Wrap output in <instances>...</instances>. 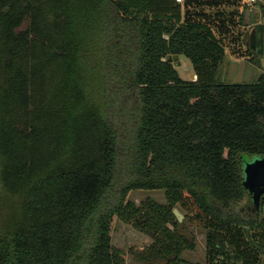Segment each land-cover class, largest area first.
Returning a JSON list of instances; mask_svg holds the SVG:
<instances>
[{
  "label": "trees",
  "instance_id": "1",
  "mask_svg": "<svg viewBox=\"0 0 264 264\" xmlns=\"http://www.w3.org/2000/svg\"><path fill=\"white\" fill-rule=\"evenodd\" d=\"M195 4L0 0V264H127L116 220L149 238L137 262L185 264L197 240L175 209L208 264L260 263L242 166L264 157V73L219 81L225 48Z\"/></svg>",
  "mask_w": 264,
  "mask_h": 264
},
{
  "label": "rangeland",
  "instance_id": "2",
  "mask_svg": "<svg viewBox=\"0 0 264 264\" xmlns=\"http://www.w3.org/2000/svg\"><path fill=\"white\" fill-rule=\"evenodd\" d=\"M198 2L199 4H195V6L189 9L190 12L195 16L199 14L213 18L207 21L212 27H214L215 24L220 25V20L215 17L216 15L223 14V17L226 19V29L229 34L226 32V29H222V32L218 33L223 41L226 54L219 67L218 80L229 84L256 81L260 75L264 73V53L262 55L256 53L249 45L250 33L256 26L241 30L237 27L239 23V19L236 18L238 6L229 5V2H233V0H198ZM185 3L186 1L183 5H185ZM246 21L253 25L257 23L258 19L252 15ZM246 21L243 18L241 24L244 25ZM204 22H206V20H204ZM173 64L183 80L194 81L196 79L193 65L185 56H180L178 61H174ZM146 198H152L160 204L167 203L165 194L162 191H136L131 192L129 195V199L137 204ZM183 223H185L189 231L195 235L197 240L196 250L193 252H186L183 255L186 262L185 264H208L205 234L196 226L189 224L187 218L184 219ZM257 232V230L251 232L252 235L255 236L252 240L258 238L256 236ZM112 242L114 246L126 253L127 264H144L137 262L130 251L132 248L141 250L148 246L150 244L148 237L120 220H116L113 223ZM246 247H248V245L244 244V247L240 245L238 248ZM246 249L248 250V248ZM260 260L259 264H264L263 256H261Z\"/></svg>",
  "mask_w": 264,
  "mask_h": 264
},
{
  "label": "water",
  "instance_id": "3",
  "mask_svg": "<svg viewBox=\"0 0 264 264\" xmlns=\"http://www.w3.org/2000/svg\"><path fill=\"white\" fill-rule=\"evenodd\" d=\"M250 41L252 50L256 44L258 45V53H264V26H256L250 33ZM179 57L175 56L174 61H178ZM243 187L251 197L256 208L264 202V157L255 156L243 162ZM174 215L179 223H183L185 216L177 209Z\"/></svg>",
  "mask_w": 264,
  "mask_h": 264
},
{
  "label": "built area",
  "instance_id": "4",
  "mask_svg": "<svg viewBox=\"0 0 264 264\" xmlns=\"http://www.w3.org/2000/svg\"><path fill=\"white\" fill-rule=\"evenodd\" d=\"M184 4L185 0H176ZM242 4L249 13L257 17L258 26H264V0H242Z\"/></svg>",
  "mask_w": 264,
  "mask_h": 264
},
{
  "label": "crops",
  "instance_id": "5",
  "mask_svg": "<svg viewBox=\"0 0 264 264\" xmlns=\"http://www.w3.org/2000/svg\"><path fill=\"white\" fill-rule=\"evenodd\" d=\"M185 1H186V0H185ZM233 1H235V4H234V5H235V6H238V11H237V13H236V18L239 19V23L237 24V27L241 30V29H244V28H252V26H253V27L258 26V23H255V24L251 25L250 23H248V22L246 21L247 19H249L250 16H252V14L249 13L248 10H246V9L244 8V6H243V4H242V0H233ZM241 16H243V18H244L245 21H246V22L244 23V25L241 24V21H240ZM224 19H225V18H224ZM225 20H226V19H225ZM213 30H214L216 36L220 39L221 43L223 44V41H222V39H221V37H220V34H218L219 32H222V29H217V28L213 27ZM224 30H225V28H224ZM228 34H229V32H228ZM223 46H224V45H223Z\"/></svg>",
  "mask_w": 264,
  "mask_h": 264
},
{
  "label": "flooded vegetation",
  "instance_id": "6",
  "mask_svg": "<svg viewBox=\"0 0 264 264\" xmlns=\"http://www.w3.org/2000/svg\"><path fill=\"white\" fill-rule=\"evenodd\" d=\"M249 45H250V47H251V49H252V45H251V41H250V37H249ZM258 45L256 44V46H255V48H254V51L256 52V53H258Z\"/></svg>",
  "mask_w": 264,
  "mask_h": 264
}]
</instances>
